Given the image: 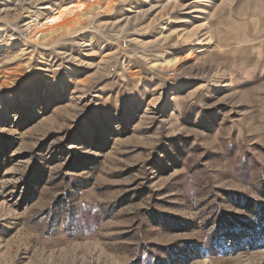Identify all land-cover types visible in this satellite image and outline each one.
I'll return each mask as SVG.
<instances>
[{
  "label": "rangeland",
  "instance_id": "374dc122",
  "mask_svg": "<svg viewBox=\"0 0 264 264\" xmlns=\"http://www.w3.org/2000/svg\"><path fill=\"white\" fill-rule=\"evenodd\" d=\"M0 264H264V0H0Z\"/></svg>",
  "mask_w": 264,
  "mask_h": 264
},
{
  "label": "bare ground",
  "instance_id": "6f19581e",
  "mask_svg": "<svg viewBox=\"0 0 264 264\" xmlns=\"http://www.w3.org/2000/svg\"><path fill=\"white\" fill-rule=\"evenodd\" d=\"M72 9H73V7H69V8L64 9V11H62V12L60 13V16H59L58 18H60L61 15H63V14H64V15L67 14V12H70Z\"/></svg>",
  "mask_w": 264,
  "mask_h": 264
}]
</instances>
